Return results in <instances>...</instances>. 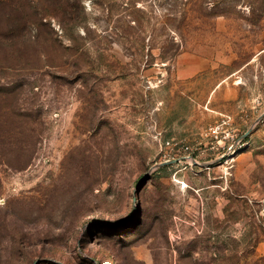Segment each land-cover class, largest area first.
Returning <instances> with one entry per match:
<instances>
[{
  "label": "rangeland",
  "instance_id": "374dc122",
  "mask_svg": "<svg viewBox=\"0 0 264 264\" xmlns=\"http://www.w3.org/2000/svg\"><path fill=\"white\" fill-rule=\"evenodd\" d=\"M0 264H264V0H0Z\"/></svg>",
  "mask_w": 264,
  "mask_h": 264
},
{
  "label": "water",
  "instance_id": "95a60500",
  "mask_svg": "<svg viewBox=\"0 0 264 264\" xmlns=\"http://www.w3.org/2000/svg\"><path fill=\"white\" fill-rule=\"evenodd\" d=\"M169 163H174V162H168V163L162 164V166H163V165H166V164H169Z\"/></svg>",
  "mask_w": 264,
  "mask_h": 264
}]
</instances>
